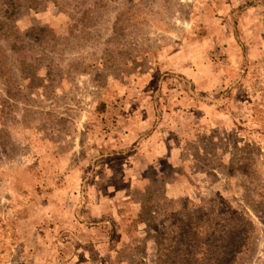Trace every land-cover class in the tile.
<instances>
[{
  "label": "rangeland",
  "instance_id": "obj_1",
  "mask_svg": "<svg viewBox=\"0 0 264 264\" xmlns=\"http://www.w3.org/2000/svg\"><path fill=\"white\" fill-rule=\"evenodd\" d=\"M0 264H264V0H0Z\"/></svg>",
  "mask_w": 264,
  "mask_h": 264
}]
</instances>
